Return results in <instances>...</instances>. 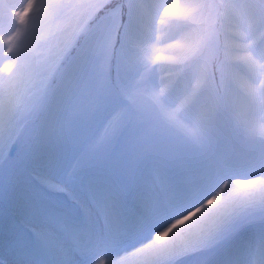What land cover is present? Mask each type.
<instances>
[{"label": "snow or ice", "instance_id": "snow-or-ice-1", "mask_svg": "<svg viewBox=\"0 0 264 264\" xmlns=\"http://www.w3.org/2000/svg\"><path fill=\"white\" fill-rule=\"evenodd\" d=\"M34 6L38 20L50 11H83L75 18L79 30L59 41L66 54L61 57L63 63L53 69V77L61 74L60 85H45L34 95L24 124L7 144L9 151L19 144L8 172L18 212L11 226L15 264H29L27 257L35 252L42 254L40 264H92L102 248L136 244L141 245L137 252L148 253L146 264H183L185 260L264 264V229L255 247L238 245L215 258L209 255L231 239L254 207L259 205L264 213V127L258 130L262 139L254 163L229 162L216 151L210 153L212 163L188 155L191 147L213 145L218 117L228 102L226 59L219 60L221 33L209 25L189 50V64L176 69L175 79L169 83L161 79L160 86L137 78L145 45L157 31V23L171 20L176 29L188 26L191 13L178 9H243L250 19L249 29L255 23L264 30V0L197 5L165 0H40L35 5L28 3L25 12ZM16 7L0 0V22L17 17L24 24L22 13L13 11ZM20 35L18 29L4 41L5 58L11 59V66L5 63L3 70L16 85L24 82L32 64L30 50L11 43ZM245 39L251 43L250 37ZM116 43L119 59L113 78L110 53ZM254 51L264 60V46ZM85 92L87 108L78 103ZM101 116L106 121L104 132L91 139L87 170L64 172L61 153L71 136ZM13 120V109L0 101V191L5 187L4 164L9 155L5 152V126H11ZM117 144L156 153L152 175L159 179L162 195L139 180L135 212L129 210L127 186L101 163ZM33 167L56 171L60 179L51 183L44 177L34 183ZM257 170L261 176L251 183L262 185L260 189L236 187L242 181L234 177L256 175ZM69 185L84 198L67 193ZM52 193H64L68 198L56 199Z\"/></svg>", "mask_w": 264, "mask_h": 264}, {"label": "rangeland", "instance_id": "rangeland-1", "mask_svg": "<svg viewBox=\"0 0 264 264\" xmlns=\"http://www.w3.org/2000/svg\"><path fill=\"white\" fill-rule=\"evenodd\" d=\"M7 2L17 5L13 11H20L24 16L25 23H19L17 17H13L12 21L8 23L0 22V101L6 107H11L14 112L12 125L5 126V152L10 138L15 139L24 124L28 107L34 95L38 94L45 85H60L61 74L56 73L53 77V69L58 63H63L61 57L66 54L63 45L59 41L64 38H71V34L79 30L81 25L77 23L75 18L83 11L80 9L66 10L59 14L50 11L38 20L35 14V6L27 12H25V9L28 3L33 2L35 5L40 0H7ZM151 2L152 0H145V3ZM174 2L181 5H197L218 3L219 0H165V3ZM228 2L242 3L243 0H225V3ZM201 11L199 18L200 9H178L180 13H191L186 28L176 29L171 20L166 21L164 25L157 23V31L152 34V38L145 45L146 51L143 54V63L137 78L160 86H163L160 84L161 79L165 84L169 83L170 80H174L175 70L181 67L180 60L186 65L189 64L191 59L189 50L204 34L205 29L209 25H213L221 33L219 42L224 56L223 60L226 59L224 71L228 86V102L218 117L213 145L210 148L191 147L188 150V155L191 159L199 162L212 163L210 153L216 151L224 155L229 162L238 160L254 163L257 160L262 139L258 135V130L264 127V60L255 54L254 49L264 46V35L261 34L264 30L259 29L255 23L249 29L250 19L245 15L243 9L213 8L201 9ZM225 16L229 18L226 22L223 21ZM222 22L223 26H221ZM34 24L38 27L33 28ZM18 29L21 35L18 40L14 38L11 43L13 45L20 44L22 48L30 50L32 56L31 67L21 85L9 81V73L3 70L5 63L11 66V59L5 58L7 45L4 41ZM26 29L28 30L27 33H25ZM225 33H227V39ZM245 37H250L251 43ZM246 45H248L247 48ZM248 52L252 53L251 57H248ZM7 56L11 58L12 53H7ZM110 56L112 57L111 75L114 78L117 74L119 43L115 44ZM161 56L164 57L163 59H171L169 64L161 63L158 65V58ZM64 66L67 67V64L65 63ZM219 79L220 74L218 73L217 81ZM221 94H223V89H221ZM78 103L87 108L88 96L86 92L79 97ZM105 122L104 117H98L71 136L68 146L61 153L60 165L64 172L72 173L87 170L86 162L90 157L91 139L104 132ZM18 148L19 144H16L17 151ZM17 151L15 156L6 157L4 164L5 187L0 191V264H15L16 260L12 244L11 226L14 214L18 215V212L14 204L11 186L8 184V172L11 159L17 156ZM155 157V152H140L132 144H117L113 146L112 155L101 162L103 167L113 171L127 186L129 210L132 212L137 210L134 192L139 180L152 185L153 190L162 195L159 179L154 178L152 175ZM260 176L261 174L257 170L256 175L234 177V180L239 179L242 181V184L236 185V187L245 189L246 186L253 185L251 182L257 180ZM44 177H47L51 183H57L60 174L56 171L46 170L43 167H33L31 179L34 183L38 184ZM17 180L18 175L13 177V184ZM249 189L251 188L245 190ZM67 193L79 199L84 198V194L71 185L67 186ZM52 195L60 200L68 198L64 193H52ZM263 227L264 213L257 205L241 222L239 229L231 239L220 244L209 255L215 258L216 255L231 250L238 245L255 247L259 243ZM236 234H240L243 243L238 245L234 243L233 237ZM138 245L102 248L97 252L92 264H117L120 256H117L118 254L114 256V253L125 251L124 255H129L133 253L132 251ZM131 256H133V261L125 263L146 264L137 262L136 254ZM27 259L29 264H35V261L40 264L42 254L35 252L30 254ZM183 264H195V262L194 260H185Z\"/></svg>", "mask_w": 264, "mask_h": 264}, {"label": "bare ground", "instance_id": "bare-ground-1", "mask_svg": "<svg viewBox=\"0 0 264 264\" xmlns=\"http://www.w3.org/2000/svg\"><path fill=\"white\" fill-rule=\"evenodd\" d=\"M36 68V67H35ZM250 185V184H249ZM262 187V185H260V184H258V185H256V184H253V185H251V186H246L245 187V189H247V188H256V189H260ZM260 226H261V224H260ZM264 228V227H263ZM262 230V229H261ZM258 233V232H257ZM242 234V233H241ZM170 235V234H169ZM243 235V234H242ZM249 235V234H248ZM244 237V236H243ZM246 237V236H245ZM168 237L166 236V237H164V239H167ZM249 239V238H248ZM235 240V241H234ZM242 240H243V238H241L240 237V234H236L234 237H233V241H234V243H236V245H238V244H240V243H243L242 242ZM249 243V242H248ZM248 243H247V245H248ZM252 243H253V241H252ZM256 243V242H255ZM254 243V244H255ZM222 244V243H221ZM250 244V243H249ZM253 244V245H254ZM227 245H228V243H227ZM141 245H138V246H136V248L132 251L133 253H130L129 255H124V252L125 251H120L119 253H114V256L115 255H117V256H120V258H119V262H118V260L116 259V261L118 262L117 264H127V263H125V262H132L133 261V256H131L132 254H136V261L137 262H144V263H146V261H147V258H148V253L147 252H137L136 251V249L137 248H139ZM224 247V246H223ZM233 247H235V246H233ZM254 247V246H253ZM127 251V250H126ZM225 251V250H224ZM109 255H111V254H109ZM113 256V255H112ZM113 258V257H112ZM115 259V258H114ZM114 262V261H113ZM35 264H39L38 263V261H35Z\"/></svg>", "mask_w": 264, "mask_h": 264}, {"label": "trees", "instance_id": "trees-1", "mask_svg": "<svg viewBox=\"0 0 264 264\" xmlns=\"http://www.w3.org/2000/svg\"><path fill=\"white\" fill-rule=\"evenodd\" d=\"M221 56V54L219 55V57Z\"/></svg>", "mask_w": 264, "mask_h": 264}]
</instances>
